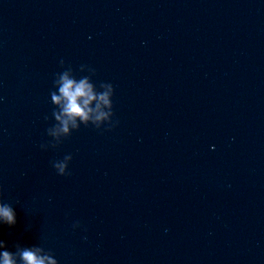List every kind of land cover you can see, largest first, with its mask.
Returning <instances> with one entry per match:
<instances>
[{"label": "water", "instance_id": "water-1", "mask_svg": "<svg viewBox=\"0 0 264 264\" xmlns=\"http://www.w3.org/2000/svg\"><path fill=\"white\" fill-rule=\"evenodd\" d=\"M61 59L114 85L116 127L48 134ZM0 189L12 251L264 264V0H0Z\"/></svg>", "mask_w": 264, "mask_h": 264}, {"label": "clouds", "instance_id": "clouds-1", "mask_svg": "<svg viewBox=\"0 0 264 264\" xmlns=\"http://www.w3.org/2000/svg\"><path fill=\"white\" fill-rule=\"evenodd\" d=\"M60 65L64 70L56 74L54 79V90L51 91V102L58 110L53 111L55 120L58 122L48 130L50 136L57 140L63 134L72 135V129L79 130L81 123L84 126L94 125L97 129L106 124L108 130L116 127L119 123L114 120V85L110 82L97 85L91 76L75 77L71 72V65H66L63 59ZM81 71H89L95 75V69L89 65H80ZM47 119V117H45ZM47 149L48 144H42ZM55 147V145H53ZM73 160L71 154H67L60 160L52 161V166L61 176L70 175L69 165ZM17 223V213L11 203H6L3 190L0 189V226H14ZM79 227L77 221L73 228ZM87 239V237H85ZM0 264H58L57 259L37 246L22 247L17 245V250H9L8 243L0 239Z\"/></svg>", "mask_w": 264, "mask_h": 264}]
</instances>
